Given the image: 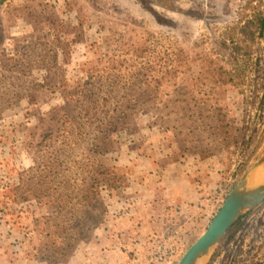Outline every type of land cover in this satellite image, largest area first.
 I'll return each instance as SVG.
<instances>
[{
    "label": "rangeland",
    "instance_id": "1",
    "mask_svg": "<svg viewBox=\"0 0 264 264\" xmlns=\"http://www.w3.org/2000/svg\"><path fill=\"white\" fill-rule=\"evenodd\" d=\"M250 1L10 0L1 7L0 71H7L14 65L16 57L25 54V62H33L28 68V82L35 84L31 93L23 97L20 103L0 113V264L179 262L187 249L206 231L227 197V184L234 181L235 167L228 171L221 157L205 160L202 169L198 170L197 182L203 195L195 218L191 214L179 220L174 218L173 221L167 218L166 211H162L166 217L162 218L164 223L160 227L153 228V224L149 226L146 223L136 227L133 219L127 220V212L133 209L137 213L139 204L133 206L131 194L125 205L122 200L119 205L117 201L131 183L134 186L132 193H136L134 183L141 176L134 171V167L143 148L131 144L126 139L127 134L123 133L111 144L107 158L108 163L120 169L123 187L111 190L102 185L107 214L93 222L96 227L90 240L75 250L74 255L70 254L62 261L47 259L44 253L46 220L42 219V215L49 209L39 207L38 201L30 194L16 201L13 186L19 182V169L31 165L33 148L49 133L47 111L66 101L64 95L69 96L71 86L66 92L63 88L66 81L84 76L98 58L129 50L132 52L134 48L145 46L149 33L153 31L183 45L193 54L208 52L214 57L229 59L231 49L223 44V40L235 34V28L247 20L251 12L248 9ZM153 5L169 26H159L162 18L150 11ZM70 7L75 10L70 12ZM29 46L33 47L30 52ZM41 53L47 58L37 56ZM65 53L71 55L69 62L62 58ZM258 57L264 62V37ZM204 68L203 61H191L184 70V76L198 75ZM221 97L222 103L233 110L237 135L243 130L246 134L250 129L249 136L253 134L255 138L245 166L247 169L264 154V105L259 111H250L248 121L252 122L245 123L244 128L243 95L231 89L223 92ZM153 129L149 126V117L142 115L137 118L132 132L143 147L148 142L160 147L162 134ZM166 141L173 147L166 149L168 161L192 156L196 153L194 148L200 153L193 142L180 144L174 140L172 144ZM210 147H214V144L211 143ZM163 153L161 150L156 160H163ZM189 159L187 157L186 161ZM159 164L165 165L164 162ZM154 173L155 178H149H154L155 184L145 189L148 192L156 191L159 185V174ZM241 174L242 171L239 177ZM115 208L116 212L113 211ZM204 210L205 219L200 215ZM144 215V218L151 220L150 210L145 211ZM243 226L236 236L232 233L229 237L226 235L212 254L209 264L264 262V203L251 212Z\"/></svg>",
    "mask_w": 264,
    "mask_h": 264
},
{
    "label": "trees",
    "instance_id": "2",
    "mask_svg": "<svg viewBox=\"0 0 264 264\" xmlns=\"http://www.w3.org/2000/svg\"><path fill=\"white\" fill-rule=\"evenodd\" d=\"M248 9L247 20L223 40L231 49L229 59L208 52L193 54L153 31L145 46L98 58L84 76L64 83L65 92L71 86L69 96L47 111L49 133L33 148L31 165L19 169V182L13 186L16 201L30 194L39 207L49 209L42 215L47 259L62 261L74 255L90 240L93 222L107 214L102 185L111 190L123 187L117 166L108 163L110 146L126 133L131 144L142 147L132 132L139 116H148L150 128L172 144L193 142L203 158L221 157L228 171L235 167L234 181L226 186L228 195L240 171L243 175L248 169L255 138L249 136L250 129L237 135L233 110L222 103V93L232 89L243 95L244 128L252 122L250 111L264 105V62L258 57L264 37V0H251ZM150 11L162 18L159 26H169L154 5ZM65 54L62 58L69 62L71 55ZM197 60L205 64L203 71L184 76L186 66ZM13 63L0 71L1 114L20 103L35 84L28 82L33 62H25V54ZM250 215L234 224L228 237L236 236Z\"/></svg>",
    "mask_w": 264,
    "mask_h": 264
},
{
    "label": "crops",
    "instance_id": "3",
    "mask_svg": "<svg viewBox=\"0 0 264 264\" xmlns=\"http://www.w3.org/2000/svg\"><path fill=\"white\" fill-rule=\"evenodd\" d=\"M150 132L152 133V131ZM160 141L162 143L160 144V147H157V145L152 144L151 142H148L145 147L141 144L143 149L139 155L137 164L134 167V171H137L141 176L139 177L137 175L139 177L136 178L138 181L134 183V185H136V193H132L134 186L132 187L131 183V185L125 187V191L120 195L121 199L119 198V201H117L118 205L121 200L123 201V205H125L124 203H126L127 198H130L129 194H131V197L134 199L133 206L139 204L137 213L133 212V209L127 212V220L133 219V223L136 227H138L140 223H146L149 224V226L153 224V228L160 227L164 223L162 218L166 217L165 213H162V211H166L167 218H171L173 221H175L174 218L179 220V218H187L191 214L193 215L192 218H195V216L198 215L195 214V211L197 208H200V201L203 194L199 189V183L197 182L199 179H197V177L199 174L198 170L202 169V165L207 159L203 158L199 151L194 148L196 151V153H193L194 155H186L184 158H174L168 161L166 149H171L172 146L164 138L160 139ZM161 150L164 151L162 155L164 159L156 160V156H159ZM164 154L166 157H164ZM187 157L190 159L186 161ZM160 161L164 162L165 165L161 166V164H159L161 163ZM191 161H194L195 164ZM154 171L159 174V177H157L159 178V185L156 191L152 190L151 192H148L145 189L148 186L154 187L155 184ZM118 173L120 174V177H123L120 173V169H118ZM149 176L154 178H149ZM139 189L142 190L139 191ZM126 205L128 206V204ZM121 208H123V206ZM116 210L117 209L115 208L113 211L116 212ZM148 210L151 212L150 221L147 220V218H144V212ZM186 210L188 211V215H186ZM205 213L206 210L200 214L204 219ZM200 217L201 216L198 217V220Z\"/></svg>",
    "mask_w": 264,
    "mask_h": 264
},
{
    "label": "water",
    "instance_id": "4",
    "mask_svg": "<svg viewBox=\"0 0 264 264\" xmlns=\"http://www.w3.org/2000/svg\"><path fill=\"white\" fill-rule=\"evenodd\" d=\"M264 203V154L240 177L206 231L177 264H209L215 250L240 219Z\"/></svg>",
    "mask_w": 264,
    "mask_h": 264
},
{
    "label": "flooded vegetation",
    "instance_id": "5",
    "mask_svg": "<svg viewBox=\"0 0 264 264\" xmlns=\"http://www.w3.org/2000/svg\"><path fill=\"white\" fill-rule=\"evenodd\" d=\"M10 0H0V9Z\"/></svg>",
    "mask_w": 264,
    "mask_h": 264
}]
</instances>
